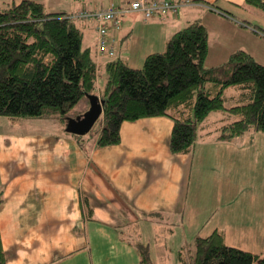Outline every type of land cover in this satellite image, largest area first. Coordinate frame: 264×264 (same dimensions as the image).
Here are the masks:
<instances>
[{"label":"crops","instance_id":"obj_1","mask_svg":"<svg viewBox=\"0 0 264 264\" xmlns=\"http://www.w3.org/2000/svg\"><path fill=\"white\" fill-rule=\"evenodd\" d=\"M131 1L73 0L70 15L110 5L126 8ZM156 1L188 3L176 14L148 21L138 12L123 16L121 31L114 34V58L97 55L92 22L75 21L83 37L84 31L93 36L92 47H85L94 53L97 68L96 87L89 94L101 100L99 85L110 61L129 64L161 53L174 33L194 21L208 32V54L212 40L226 61L238 50L255 59L264 46V37L253 31L264 18L245 0ZM235 89L229 99L239 105L245 96ZM85 98L64 119L53 113L37 119L0 117V238L6 264H140L135 243L148 247L151 261L166 264L163 238L173 235L180 222L197 220L203 210L198 174L224 162L232 166L223 169L225 179L230 171L233 181L235 148L255 134L219 140L220 129L238 118L229 121L223 118L228 112L211 113L198 126L191 151L174 155L168 146L172 121L158 117L123 123L120 144L97 148V135L76 138L65 131L67 118L89 109ZM208 123L214 124L210 131ZM84 202L91 217L85 215Z\"/></svg>","mask_w":264,"mask_h":264},{"label":"trees","instance_id":"obj_2","mask_svg":"<svg viewBox=\"0 0 264 264\" xmlns=\"http://www.w3.org/2000/svg\"><path fill=\"white\" fill-rule=\"evenodd\" d=\"M41 1L11 0L0 10L1 118L37 119L51 112L64 119L96 87L94 53L82 47L83 34L73 18L77 13H45ZM245 2L264 13V0ZM253 28L264 37L263 30ZM208 38L202 23L194 21L174 33L163 52L145 57L141 68L118 58L110 61L100 89L102 120L95 146L120 144L123 123L166 117L172 121L170 152L189 153L198 126L215 112L238 118L220 129L219 140L231 141L250 131L264 133V65L238 50L222 65L205 68ZM231 87L241 89L245 97L226 108L223 93ZM84 212L91 217L87 202ZM135 244L140 264H153L148 247ZM189 263L264 264V253L228 246L223 233L214 230L193 240ZM0 264H6L1 238Z\"/></svg>","mask_w":264,"mask_h":264},{"label":"rangeland","instance_id":"obj_3","mask_svg":"<svg viewBox=\"0 0 264 264\" xmlns=\"http://www.w3.org/2000/svg\"><path fill=\"white\" fill-rule=\"evenodd\" d=\"M10 1L0 0V10L6 9L8 7L7 3H10ZM19 1L14 0L15 3ZM41 3L44 5L45 13L64 11L60 13L70 15L73 0H42ZM256 10L264 18V13L258 9ZM262 21L264 22V20H261V24H255L264 31ZM94 32L96 38L95 25ZM215 37V34L210 33L211 39ZM92 40L93 36L88 37L87 32L84 31L82 47H92ZM212 46L214 45L211 40L210 53L204 63L205 68L218 67L226 61L224 60L225 58H222L224 55L215 52ZM254 57L256 61L264 65V46H261L260 51L255 52ZM142 64L143 61L140 62L134 58L129 61L128 65L131 68L138 69L142 67ZM104 75L101 78L102 84L99 85L98 80L97 88L99 85V88L103 89V82L106 78ZM235 90L234 87H231L224 91L225 106L237 105L229 99ZM85 100L87 101L86 98ZM49 113L51 114V112H46L43 116H47ZM74 114L75 111L73 110L67 116H73ZM223 116L229 121L235 118L234 115ZM100 117L101 119L99 118L86 134L91 136V138L95 137L101 128L102 114ZM213 125H210L209 131ZM249 133L255 135L246 139L240 147H236L235 153L229 150V152L234 153L233 173L235 178L233 181L230 171L225 179L223 169H230L232 166L224 162H214L198 174L197 181L203 194L201 197L203 210L198 215L197 220L187 221L186 223L180 222V227L173 231V235L163 238L167 247L168 260L166 264H190L189 254L192 250L193 240L196 237L208 236L215 228H218V231L223 233L225 243L228 246L258 255L264 253V133L253 131ZM84 136L77 137L83 138ZM240 153L243 154L244 158L241 157ZM146 240L149 241L148 238ZM179 246L183 248L181 251ZM179 256L180 259L178 258ZM152 262L153 264H159L155 259Z\"/></svg>","mask_w":264,"mask_h":264},{"label":"built area","instance_id":"obj_4","mask_svg":"<svg viewBox=\"0 0 264 264\" xmlns=\"http://www.w3.org/2000/svg\"><path fill=\"white\" fill-rule=\"evenodd\" d=\"M188 3V2H185ZM185 3L173 4L167 1L133 0L126 8L110 5L105 9L81 11L73 16L74 19L92 22L96 30V53L99 57H115L114 34L121 31L123 16L129 13H141L145 21L167 14H176L178 8Z\"/></svg>","mask_w":264,"mask_h":264},{"label":"water","instance_id":"obj_5","mask_svg":"<svg viewBox=\"0 0 264 264\" xmlns=\"http://www.w3.org/2000/svg\"><path fill=\"white\" fill-rule=\"evenodd\" d=\"M89 109L76 118L66 119V132L76 136L86 135L102 114L103 101L94 95H86Z\"/></svg>","mask_w":264,"mask_h":264}]
</instances>
